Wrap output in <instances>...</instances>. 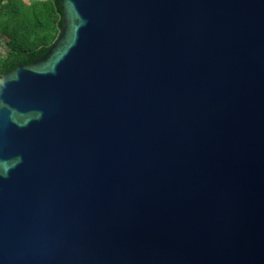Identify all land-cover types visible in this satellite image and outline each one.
<instances>
[{"label": "water", "instance_id": "water-1", "mask_svg": "<svg viewBox=\"0 0 264 264\" xmlns=\"http://www.w3.org/2000/svg\"><path fill=\"white\" fill-rule=\"evenodd\" d=\"M0 74V264H264V0H60Z\"/></svg>", "mask_w": 264, "mask_h": 264}, {"label": "trees", "instance_id": "trees-1", "mask_svg": "<svg viewBox=\"0 0 264 264\" xmlns=\"http://www.w3.org/2000/svg\"><path fill=\"white\" fill-rule=\"evenodd\" d=\"M61 16L60 0H0V74L42 55L62 27Z\"/></svg>", "mask_w": 264, "mask_h": 264}, {"label": "rangeland", "instance_id": "rangeland-1", "mask_svg": "<svg viewBox=\"0 0 264 264\" xmlns=\"http://www.w3.org/2000/svg\"><path fill=\"white\" fill-rule=\"evenodd\" d=\"M5 47L4 46H1V51H4Z\"/></svg>", "mask_w": 264, "mask_h": 264}]
</instances>
